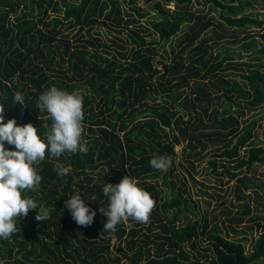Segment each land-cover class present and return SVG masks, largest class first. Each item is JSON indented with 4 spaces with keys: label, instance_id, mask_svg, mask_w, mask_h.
I'll return each mask as SVG.
<instances>
[{
    "label": "trees",
    "instance_id": "16d2710c",
    "mask_svg": "<svg viewBox=\"0 0 264 264\" xmlns=\"http://www.w3.org/2000/svg\"><path fill=\"white\" fill-rule=\"evenodd\" d=\"M192 1L144 0L159 40L131 28L135 45L120 50L123 38H113L116 54L92 27L138 22L136 14H150L139 0L125 8L119 0H0V161L11 167L0 179V264H264V231L247 251L246 230L234 225L259 217L251 201L261 202L264 186L241 175L264 162V146L248 147L256 120L243 118L246 106L264 112V19L247 12L255 0H204L222 9L218 18L197 14ZM64 21L84 35L70 38ZM247 28L257 34L240 36ZM173 38L174 56L158 60L156 45ZM224 40L258 54L256 60H236ZM243 65L242 84L223 72ZM153 93L184 97V110L171 113L169 104L157 103L131 125ZM221 98L222 110L213 104ZM184 142L189 157L221 143L214 156L232 163H221L236 180L237 212L221 209L229 224H212L206 214L176 223L184 220L179 211L191 210L182 194L185 174L182 191L159 202L158 179L150 178L163 175L170 185L180 164L175 147ZM230 231L240 237L230 238Z\"/></svg>",
    "mask_w": 264,
    "mask_h": 264
},
{
    "label": "rangeland",
    "instance_id": "374dc122",
    "mask_svg": "<svg viewBox=\"0 0 264 264\" xmlns=\"http://www.w3.org/2000/svg\"><path fill=\"white\" fill-rule=\"evenodd\" d=\"M77 2H80L82 0H75ZM122 4V6L128 7L131 0H119ZM201 3H199L197 0H193L191 3L192 10H195L196 13H205L207 17H215L218 18L220 15V11L222 9L219 7L218 10L213 9L209 3H205L204 0H200ZM237 1V0H236ZM254 6H251L248 8L247 12H253L257 11L259 18L264 19V0H255ZM139 7L141 9H146L150 12V14L146 16H139L135 15L136 18H138V22L131 24L129 27L122 22L120 26L115 24L105 25L103 22L99 24H95L92 27V32L99 33V36H101L111 47H108L109 50H115L114 52L117 54V48L120 50H128L135 45V43L132 41V38L130 37L132 33V29H137L140 31V34L145 36L147 40L157 41L159 40L158 33L154 30L153 23L156 22V18L153 16L154 10L152 9V6L150 4H146L144 0H139ZM167 7L174 8L173 2H170ZM200 10V11H199ZM62 29L68 33L71 32V37L73 40L75 39V36L82 37L84 35L85 31L82 30V35L80 34V26L71 27L69 21H64L63 25L61 24ZM216 26V24L214 25ZM211 26L206 33H203L204 36H210L212 35L211 28L214 27ZM186 30L188 27L184 25ZM89 26L85 25V29H88ZM219 28V25H218ZM222 30V29H221ZM223 31V30H222ZM228 35V40H233V34L234 31L232 28H227V30L224 31ZM250 32V34L254 33L257 34V30H253L252 28L245 29V33L241 34L240 36L244 37L246 33ZM260 32H264L263 30H260ZM73 36V37H72ZM123 38L122 40L117 39L120 43L124 45L125 48L121 47H114L111 42L113 38ZM176 38V37H175ZM173 38L172 40L168 41H162L160 45H156L157 47V58L158 60L162 59V55L169 56V60L174 56V53L172 52V47L177 46L176 39ZM258 38L261 39V36L258 35ZM222 44L230 46L229 51H234V57L236 60H256L258 54H253L252 51H246V52H239L240 50L236 48L238 43H233L232 41H222ZM178 49V46L176 47ZM222 49L218 45H213V51L214 52H220ZM242 53V55H241ZM186 57H188V54H185ZM122 61H124V58H121ZM224 66H228V63H225ZM159 68H162V64L160 62ZM239 69L228 67L223 72H233V75L241 84L243 83L242 77L239 74L243 70H247V67L245 65L242 66V68L238 67ZM222 71L223 69H219ZM240 70V71H239ZM239 72V73H238ZM160 74V73H159ZM158 77V76H157ZM157 77L153 78L154 82H157ZM81 91V90H78ZM189 93V92H187ZM164 94V92H163ZM186 96V94L184 95ZM183 99L184 97L177 98L176 95L174 96H155V93L151 95L150 98L147 99L146 106H139L137 110L134 112L133 116L135 117V120L133 122L130 121V114L126 115V119L128 122H131L130 124H135V122H138L141 119H145V114L143 111L145 108H148L149 106H154L157 103H160L161 105L169 104L171 108H168L169 112H178L181 113L182 110H184L182 107L183 105ZM222 98L220 100H216L213 102V104H217L220 108V110L223 109V106L221 105ZM237 107V105H233V108ZM245 108V113L243 118H247L248 122L249 120L254 121L256 120V126L255 136L249 141L248 147L257 144L264 146V112L260 108L263 107H257L256 109L250 110L248 106L243 107ZM157 131L162 134V131L157 128ZM89 134V132H88ZM87 132L83 134L84 141L87 142L90 139L88 138ZM221 143H218L214 146L208 147L206 150L202 151L201 154L197 157H189L186 156L187 152H189V149H185V143L184 144H177L175 149L178 153V159L180 161L179 167L174 170V174H170L171 176L168 178V182L170 185H166L164 182L163 175L158 176L157 178H150L152 181H155L158 179V186L161 189V199L159 200L160 203L164 201V198H166L167 194L171 195V192L173 189H175L178 192H181L182 190L179 189L182 187V183L180 180L184 179V174L188 176L189 181L188 185L186 187V191H182L183 197L187 198L189 201L188 205L190 206L191 210L184 209L183 211H179L178 214L181 217H184L183 221H177V224H183L186 222L189 218L192 220H196L200 218L203 214H206L208 218L212 219V224L216 222L227 225L229 224L228 219L226 218L225 214L221 213V209L224 206H229L233 209L234 212H237V207L233 206L232 203H238V199L234 193V185L236 184L235 179H230L227 173L224 172L223 167L221 166V163L227 164L231 167L232 163H229V161L224 160L220 157L214 156V149L217 147H220ZM206 154V155H205ZM212 158H217V164L219 166L218 170L215 172L211 165L210 160ZM10 164L6 163L4 161H0V179H3L5 175L10 171ZM163 173H168V170L163 171ZM103 174H105L107 177H110L112 175V170L108 166L103 171ZM247 174L255 176L257 179L262 180L264 184V162L256 164L251 169L244 168L242 170L241 175ZM172 181L176 182V185H172ZM174 186V187H173ZM206 192V193H205ZM249 192V191H248ZM260 194L262 195L261 202L251 201V205L253 206V213L252 214H258L259 217L257 219H249V215L245 217V220L242 224H234L236 228L238 229H244L246 230V239L244 240L246 244V250H251L252 247V240H254L258 235L264 231L263 228L260 226H257V222H260V224L264 225V186L263 189L260 190ZM184 198H182L184 200ZM259 207V208H258ZM176 212V209H171L170 216L173 218L174 213ZM162 214V213H161ZM187 215L188 218L185 216ZM216 219V220H213ZM249 226H252V230L249 228ZM228 231L227 229H225ZM232 239H238L240 236L236 235L235 233H232L230 231V234L228 235ZM202 238V236H200ZM203 239V238H202ZM113 239L112 241H114ZM200 241V239H198ZM199 244V243H198ZM187 249H191V244H186ZM194 254H197L196 252ZM209 255H212L210 253ZM194 257L195 255H191ZM204 259V258H203Z\"/></svg>",
    "mask_w": 264,
    "mask_h": 264
},
{
    "label": "clouds",
    "instance_id": "9594fccd",
    "mask_svg": "<svg viewBox=\"0 0 264 264\" xmlns=\"http://www.w3.org/2000/svg\"><path fill=\"white\" fill-rule=\"evenodd\" d=\"M185 143V142H184ZM184 143H182V144H184Z\"/></svg>",
    "mask_w": 264,
    "mask_h": 264
}]
</instances>
